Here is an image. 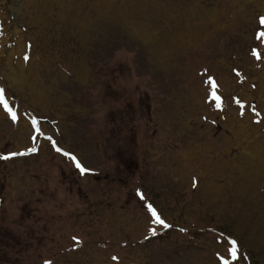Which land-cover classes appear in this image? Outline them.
<instances>
[{
  "label": "rangeland",
  "instance_id": "obj_1",
  "mask_svg": "<svg viewBox=\"0 0 264 264\" xmlns=\"http://www.w3.org/2000/svg\"><path fill=\"white\" fill-rule=\"evenodd\" d=\"M261 17L0 0V264H264Z\"/></svg>",
  "mask_w": 264,
  "mask_h": 264
},
{
  "label": "snow or ice",
  "instance_id": "obj_2",
  "mask_svg": "<svg viewBox=\"0 0 264 264\" xmlns=\"http://www.w3.org/2000/svg\"><path fill=\"white\" fill-rule=\"evenodd\" d=\"M260 23L262 25H264V17H261L260 18ZM261 37H264V32H261L259 34ZM254 55L257 56V58H259V54L254 52ZM212 85H213V88H215V82L214 81H211ZM213 97L214 99H217L219 100V97L216 96L215 92H213ZM0 104L3 105L4 109L9 112V114L12 116V119L15 121L17 119V116L16 114L12 111L10 105L8 104L7 100L5 99V96H4V93H3V90H0ZM219 106V105H218ZM34 124H36L37 122L36 121H33ZM57 151H60L59 148L56 149ZM65 155H69L68 153H64ZM4 159H6L7 157H2ZM73 161H76V158L74 156H71L70 157ZM76 167L80 169V171L83 173L84 171H86V169H84L79 161H76ZM149 209L150 211L152 212V215L153 217H155V223L157 224H160L162 225L163 227H170V225H168L162 218H160V216L156 213L155 209H152L151 206H149ZM153 231V234L155 235V230H152ZM232 245H233V248L231 250V255L233 256V258H238L236 253H237V249H236V242L235 241H232ZM115 259V258H114ZM46 264H50V262H46Z\"/></svg>",
  "mask_w": 264,
  "mask_h": 264
},
{
  "label": "trees",
  "instance_id": "obj_3",
  "mask_svg": "<svg viewBox=\"0 0 264 264\" xmlns=\"http://www.w3.org/2000/svg\"><path fill=\"white\" fill-rule=\"evenodd\" d=\"M7 160H10V159L7 158ZM7 183H8L7 178H5V180H4V184L7 185Z\"/></svg>",
  "mask_w": 264,
  "mask_h": 264
},
{
  "label": "bare ground",
  "instance_id": "obj_4",
  "mask_svg": "<svg viewBox=\"0 0 264 264\" xmlns=\"http://www.w3.org/2000/svg\"><path fill=\"white\" fill-rule=\"evenodd\" d=\"M47 6V5H46Z\"/></svg>",
  "mask_w": 264,
  "mask_h": 264
}]
</instances>
